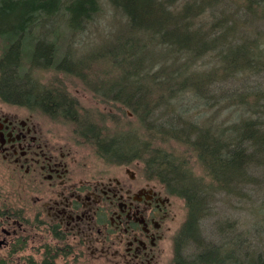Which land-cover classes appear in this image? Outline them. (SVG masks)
Here are the masks:
<instances>
[{
	"label": "trees",
	"instance_id": "1",
	"mask_svg": "<svg viewBox=\"0 0 264 264\" xmlns=\"http://www.w3.org/2000/svg\"><path fill=\"white\" fill-rule=\"evenodd\" d=\"M178 1L0 0V37L6 42L0 57V94L17 103L32 101L79 123L80 133L105 159H138L149 177L183 197L188 215L180 244L198 250L196 261L187 262L178 253L176 264H264V250H251L256 233L264 239V179L251 173L264 169V120L249 114L261 111L264 117L262 98L255 91L254 100L223 92L227 102L243 109L231 124L195 109L217 100L215 83L264 70V0H183L179 7ZM109 8L122 20L105 53L94 54L90 61L80 59L78 69L67 66V54L55 58L54 37L60 34L52 28L56 17L64 34H82L97 27ZM40 26L47 30L38 31ZM208 55L218 63L195 68ZM106 61L109 69L104 71ZM52 67L90 80V88L103 99L135 115L143 134L136 129L111 134L81 114L76 98L33 75L35 68ZM88 69L115 73L111 80L122 81L97 83ZM252 184L262 185L258 218L241 231L235 221L217 220L222 241L203 242L199 223L209 214L212 193L237 196Z\"/></svg>",
	"mask_w": 264,
	"mask_h": 264
},
{
	"label": "flooded vegetation",
	"instance_id": "2",
	"mask_svg": "<svg viewBox=\"0 0 264 264\" xmlns=\"http://www.w3.org/2000/svg\"><path fill=\"white\" fill-rule=\"evenodd\" d=\"M19 108L63 116L0 94V264L70 263L81 256V247L101 238L123 251L128 264L160 261L176 194L143 169L132 170L142 164L138 159L118 162L123 177L78 174L81 163L67 161L64 144L52 141L50 128L18 115ZM179 235L172 264L178 253L196 261L197 246L180 244Z\"/></svg>",
	"mask_w": 264,
	"mask_h": 264
},
{
	"label": "rangeland",
	"instance_id": "3",
	"mask_svg": "<svg viewBox=\"0 0 264 264\" xmlns=\"http://www.w3.org/2000/svg\"><path fill=\"white\" fill-rule=\"evenodd\" d=\"M183 2V0L178 1V7L181 6ZM56 3L58 2L56 1ZM111 11L110 8L106 10V14L101 18L100 24L97 27H90L86 32L74 35L64 34L63 26L62 24L58 25L59 22H57L56 17V22L53 24L52 28L56 32L60 31V34H57V36L54 37L57 45L55 58L61 59L67 54L69 59L67 66L78 69L79 65L76 62L80 59L90 61L89 57L94 54L105 53L110 43L112 44V33L117 26H119L118 20L121 19V17L117 15L114 17ZM199 20L200 22L205 20V16L201 17ZM45 29L44 26H40L37 30L45 32ZM5 45V40L0 37V57L2 56ZM217 63V59L213 58L212 55H208L198 61L195 68L207 69ZM108 64L107 61L106 64H103L102 67L105 69L104 71L109 69ZM24 65L26 69L30 66L26 61H24ZM125 68H129V66L126 65ZM87 73H89V69L87 70ZM89 74H91V79L93 81H96L97 83L101 82L110 86H112L114 80H116L115 82L122 81L120 77L111 80L115 76V73L112 72L107 74H99L98 72L94 74V72H90ZM33 75L39 79V82L43 85L61 90L68 93L71 97L76 98L80 113H86L89 115L95 124L106 127L107 132L109 131L111 134H114L117 132L123 133L127 131H135L136 129L140 135L143 134L135 115L119 103L103 99L97 92L90 88V80L87 82L83 81L72 74L57 71L54 67L47 70L35 68ZM213 87L215 88V95L217 96L215 99L217 100L213 99L210 102V105L206 108L200 106V108L196 107L195 109L197 110V113L201 112V114H208V117L212 114L218 120L217 122L231 124L237 120L236 118L238 115H241L243 110L242 108L237 107L234 103L227 102L221 95L223 92L224 94L228 92L229 96H232V94L246 95L249 100H254V91L259 92V96L262 98L260 103L264 104V70L251 75H238L225 82H217ZM228 100L230 99L228 98ZM19 109L20 111L18 112V115L25 117L31 116L33 123L37 126L40 123L41 125L43 124L44 127L48 129L50 128V131H52V141L58 144H64V152L68 154L67 161H70L69 163L71 165H73L72 162H75L78 165L81 163L79 169L82 172H79L78 174L83 175V172L87 173L88 171H94L99 174H104L106 172L112 176H126L124 167L120 166L121 163L118 164V162L106 161L107 159L97 153L94 145L89 141V138H85L80 133L79 123L64 116L51 118L45 114H40L37 110H31L32 112L29 113L28 109ZM254 112L255 111H252L249 114L252 117L254 116L255 118L264 120V117L261 118V111ZM262 126L264 128V122ZM137 168L143 169V172L145 173L143 162L142 164L138 162L131 167L132 170ZM195 170L200 173V170L197 167ZM251 173L259 176L260 179H264V169L262 167L257 170H252ZM261 186V184H252L243 187V193L237 196L229 195L225 192L212 193L213 197L208 201L209 212H207L209 214L199 223L201 227L200 233L205 240L203 242L212 243L217 240L219 242L222 241V238L215 227V221L224 217L237 222L236 229H238V231L250 227V224L254 222L255 218H258L260 212L259 208L262 206L263 191ZM172 197L173 205L171 206V217L167 220V227H170L168 239L164 243V250L159 257L160 261L156 264H172L175 255V238L182 230L188 215L186 200L177 195ZM257 235L258 234L256 233V241L254 239L255 245L253 249H251L255 252L256 250H264V239L261 236L258 238ZM262 236H264V234H262ZM192 246H188L190 248L187 249V252L191 253L194 250V247ZM81 249L84 250L82 251L81 256L66 264H128L123 255V251L119 248H116L118 249L117 251L114 248H111L109 243L105 242V239L103 238L97 240L93 244L86 245V247H81Z\"/></svg>",
	"mask_w": 264,
	"mask_h": 264
}]
</instances>
